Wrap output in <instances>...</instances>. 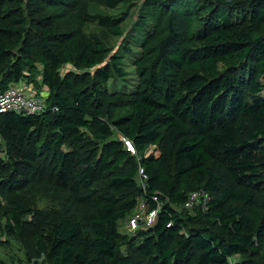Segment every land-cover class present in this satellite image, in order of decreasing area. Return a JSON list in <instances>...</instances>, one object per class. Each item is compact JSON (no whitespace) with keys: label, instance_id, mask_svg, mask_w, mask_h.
Listing matches in <instances>:
<instances>
[{"label":"trees","instance_id":"16d2710c","mask_svg":"<svg viewBox=\"0 0 264 264\" xmlns=\"http://www.w3.org/2000/svg\"><path fill=\"white\" fill-rule=\"evenodd\" d=\"M134 1L0 0V92H47L0 113V241L42 222L34 264H264V0H138L129 30L94 11ZM153 195L156 221L124 232Z\"/></svg>","mask_w":264,"mask_h":264},{"label":"rangeland","instance_id":"374dc122","mask_svg":"<svg viewBox=\"0 0 264 264\" xmlns=\"http://www.w3.org/2000/svg\"><path fill=\"white\" fill-rule=\"evenodd\" d=\"M140 7V2L138 0L134 1L131 4H123L115 9H107L104 5L96 6L94 9L97 11H101L103 13L112 14V15H120L123 11H126V17L124 19V22L122 26L124 29L129 30L131 26H133L137 22L138 18V11ZM91 10L93 8L91 7ZM133 34V32H132ZM117 41V38H113L112 42L115 43ZM135 51H137L136 48H134ZM131 57H128L125 60V63L127 64V70H133V68L130 66ZM133 75H130L132 77ZM136 82L134 81V77L132 79L128 78L127 86H125L126 92H131L134 89ZM20 89H23L18 85ZM42 91V90H41ZM37 94V93H36ZM38 95H41V93ZM44 97V96H43ZM152 153L154 155H158L160 153L159 148L156 147V145H151L148 150L147 154ZM48 194V192L46 191ZM28 198H33V207L37 208L38 210H44L48 207H54V202H52L50 199L47 198L46 194L44 195H38L35 190L30 191L28 194ZM49 209V208H48ZM37 220V219H36ZM37 222H40L37 220ZM42 224V222H40ZM40 225H31L28 223V225L25 227V232L21 238H12L9 241H0L2 242V245H0V255L8 262V264H34V260L38 263L43 260V257L41 255H38L37 250L34 248V234H41L43 235L47 225H45V229H42V226ZM126 221L121 224V228L124 232L128 233V228L126 225ZM43 225V224H42ZM1 237H5V235H2ZM7 237V236H6ZM45 241V238L42 237ZM3 240V239H2ZM32 257L31 261H28V256Z\"/></svg>","mask_w":264,"mask_h":264},{"label":"built area","instance_id":"2783aa9c","mask_svg":"<svg viewBox=\"0 0 264 264\" xmlns=\"http://www.w3.org/2000/svg\"><path fill=\"white\" fill-rule=\"evenodd\" d=\"M45 100L43 96L36 93H30L20 89L17 83L10 84L7 88L0 92V113L13 112L18 114H37L44 110ZM127 149L134 153V148L129 141L124 139ZM139 181L142 187L145 186L147 175L142 166L138 168ZM155 201V207L147 208L145 202L140 200L136 210L130 215L127 221V228L134 230L140 222L151 225L156 221L157 213L161 207V200L157 195L152 196ZM210 200V195L203 189L193 190L187 195V199L183 204V208L192 211L198 206L206 208Z\"/></svg>","mask_w":264,"mask_h":264},{"label":"crops","instance_id":"0c3cea01","mask_svg":"<svg viewBox=\"0 0 264 264\" xmlns=\"http://www.w3.org/2000/svg\"><path fill=\"white\" fill-rule=\"evenodd\" d=\"M17 85H19L20 87L23 88V90L30 92V93H36L37 91L35 90V88L32 86V84H28L26 82V80H21L20 82L17 83ZM41 95L45 96L47 94L45 88L42 89V91H40Z\"/></svg>","mask_w":264,"mask_h":264}]
</instances>
